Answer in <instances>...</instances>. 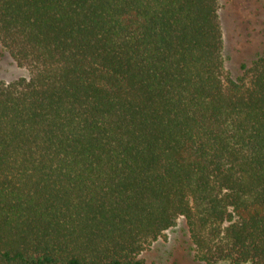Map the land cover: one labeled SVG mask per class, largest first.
I'll list each match as a JSON object with an SVG mask.
<instances>
[{"label":"trees","instance_id":"trees-1","mask_svg":"<svg viewBox=\"0 0 264 264\" xmlns=\"http://www.w3.org/2000/svg\"><path fill=\"white\" fill-rule=\"evenodd\" d=\"M220 0H0V264H264V50L225 66Z\"/></svg>","mask_w":264,"mask_h":264},{"label":"rangeland","instance_id":"rangeland-1","mask_svg":"<svg viewBox=\"0 0 264 264\" xmlns=\"http://www.w3.org/2000/svg\"><path fill=\"white\" fill-rule=\"evenodd\" d=\"M224 32L225 66L233 76L240 64L249 62L264 50V0H220ZM27 76L0 45V82ZM142 256L155 264H198L193 261L192 245L183 218L165 232ZM219 264H232L220 262Z\"/></svg>","mask_w":264,"mask_h":264}]
</instances>
